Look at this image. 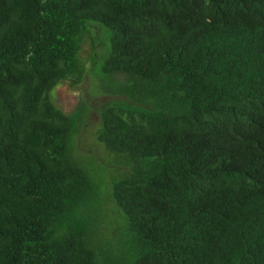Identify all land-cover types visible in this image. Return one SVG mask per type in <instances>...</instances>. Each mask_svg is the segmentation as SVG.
<instances>
[{
    "label": "trees",
    "instance_id": "16d2710c",
    "mask_svg": "<svg viewBox=\"0 0 264 264\" xmlns=\"http://www.w3.org/2000/svg\"><path fill=\"white\" fill-rule=\"evenodd\" d=\"M90 71L106 189L52 99ZM0 264H264V0H0Z\"/></svg>",
    "mask_w": 264,
    "mask_h": 264
},
{
    "label": "rangeland",
    "instance_id": "374dc122",
    "mask_svg": "<svg viewBox=\"0 0 264 264\" xmlns=\"http://www.w3.org/2000/svg\"><path fill=\"white\" fill-rule=\"evenodd\" d=\"M93 53L92 40L87 37L80 56L86 61L89 69L93 65L91 60ZM98 87L95 77L90 71L80 84H74L72 80L60 82L52 91V99L67 114L77 111L83 105L87 108L77 123L76 131H74V134L78 132L74 155L80 162L78 163L89 172L91 178L94 180L96 175L100 179L103 189H106L108 185H112L128 173L130 167H126L124 160L115 158L112 152L98 141L101 108L107 101V96L99 91ZM113 216L112 222L116 226L118 224L116 219L119 217L115 214ZM108 217L111 218L112 216Z\"/></svg>",
    "mask_w": 264,
    "mask_h": 264
}]
</instances>
